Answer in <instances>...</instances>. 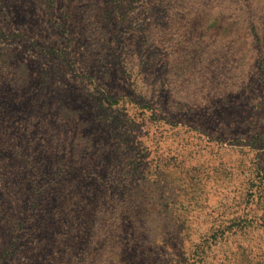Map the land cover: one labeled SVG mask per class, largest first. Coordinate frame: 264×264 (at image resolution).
Segmentation results:
<instances>
[{
    "label": "rangeland",
    "instance_id": "obj_1",
    "mask_svg": "<svg viewBox=\"0 0 264 264\" xmlns=\"http://www.w3.org/2000/svg\"><path fill=\"white\" fill-rule=\"evenodd\" d=\"M151 1L0 0V264H264L258 67L215 62L209 22L164 39ZM112 116L152 164L125 191L137 149L114 147ZM176 154L186 186L162 173ZM126 228L146 259L126 254Z\"/></svg>",
    "mask_w": 264,
    "mask_h": 264
},
{
    "label": "trees",
    "instance_id": "obj_2",
    "mask_svg": "<svg viewBox=\"0 0 264 264\" xmlns=\"http://www.w3.org/2000/svg\"><path fill=\"white\" fill-rule=\"evenodd\" d=\"M150 9L151 12L155 14L154 19H156V23L159 24V27L162 26L161 33L164 39L169 35L182 36L183 38L185 36L190 37V35L194 34L193 37H198V31L201 29L202 25L206 26L209 22L210 25H212V34L218 38V40L215 41L216 44H211L213 60L218 62L219 65H222L224 62H226V65L230 63V69H233L235 65H237V60H234V57L237 55L243 59L246 57V61H243V63H245L248 68L251 65H256L259 71V79L264 81V75L260 71V66L263 67L264 65L263 59L261 58L264 56V37L261 35L262 32L260 29L264 26V0H156L154 3L153 1L150 2ZM258 33H260V37H258ZM149 35L153 37V30H150ZM220 37L226 38L227 42L228 38H230L233 44L229 45L228 43V45H226L222 42ZM214 71L218 72L219 68H215ZM228 74L230 73L228 72ZM240 77H242L241 73L237 74L236 78H233L230 74V76L227 77L230 86L235 87L243 80L249 81L248 84L253 86L258 81V78L257 81H253L252 78L242 79ZM230 94L233 96V92H230ZM230 102L232 103V98L228 97L224 103L228 105ZM107 119L109 123H105L104 126L106 128L111 126L109 135L115 140L116 145L114 147L121 146L124 153H129L137 149L138 145L132 139L133 135H131L132 137L128 133L127 135H122L120 131L116 129L119 119L116 116ZM133 127L137 128L136 125H133ZM132 131L135 132L134 129H132ZM149 156L150 153L148 154V147L146 145L139 147L137 151H134L130 156L129 162L127 161L128 163H126L129 170H124V178L121 180V185H119L124 191L129 188V183L126 179L131 178L134 172H137V170L142 167V171H144L146 167V170H150L152 164L149 162ZM170 160L172 162H170ZM183 160L184 159H182L179 154L172 157L170 156V158L166 157L162 164V169L164 171L162 173L171 177L172 180H178V184L186 186L184 181L186 179L188 181L187 177L189 176L184 173L192 171L193 168L188 165L182 166ZM154 172L156 174L157 169H155ZM46 189L47 184L45 183L35 184L34 192L37 196H40L44 194ZM91 189L93 191L94 188ZM117 189H119V187H117ZM82 206L84 207L85 204H82ZM181 215V213L174 214V220H168L166 222L163 230L164 237L168 236L167 232L175 233L176 229H180L181 224L178 219L182 218ZM108 219L112 225L115 223L118 225L119 222L122 227L124 224H121V220H123V222H128L129 217L124 216L120 218L110 215V218L108 217L107 220ZM186 227L188 228V226ZM120 233L127 238V241H133L129 239L131 232L128 231V228L123 231L121 230ZM210 237L204 240L206 241L210 239ZM143 242L144 238L142 237H139L136 239V242L133 241L131 244L126 242V254L135 258L146 259L149 254H146V250L142 247L144 244ZM154 253H156V251H154Z\"/></svg>",
    "mask_w": 264,
    "mask_h": 264
}]
</instances>
